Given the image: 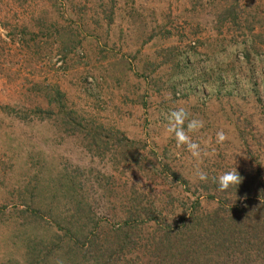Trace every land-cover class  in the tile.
Masks as SVG:
<instances>
[{"label": "rangeland", "instance_id": "rangeland-1", "mask_svg": "<svg viewBox=\"0 0 264 264\" xmlns=\"http://www.w3.org/2000/svg\"><path fill=\"white\" fill-rule=\"evenodd\" d=\"M178 107L204 121L189 135L207 157L166 133ZM234 168L241 183L219 191ZM252 202L264 0H0V264H182L175 240L196 241L194 264L213 243L202 218L245 222ZM233 249L228 264H264Z\"/></svg>", "mask_w": 264, "mask_h": 264}, {"label": "trees", "instance_id": "trees-1", "mask_svg": "<svg viewBox=\"0 0 264 264\" xmlns=\"http://www.w3.org/2000/svg\"><path fill=\"white\" fill-rule=\"evenodd\" d=\"M252 203L254 206L252 205L253 208L248 211L250 215L246 221L244 220L245 222H249V228H245V222L237 220L236 217H221L219 212H212L209 214L208 218H202V220H204L202 228L204 233L200 231L198 233H200L201 236L207 235L208 239L213 243L210 244L209 247L205 246V249H203L205 253H200V255L196 254L200 256V260L195 259L194 264H219V259L221 257H223L224 262L228 264V262L232 260V257H236L239 254L233 249V245L237 246V249H240L241 252L244 250L248 251L247 256L255 255L256 257H260V254L264 252V242L261 237L264 235V230L260 228L261 220L264 216V204ZM224 222H231V224H225ZM123 229L125 228L121 227L114 233L115 239L121 247L123 243H126L125 241L131 240V235L127 234V232H123ZM204 237L205 236H203V238ZM194 238L195 235L190 237V239ZM251 240L253 242H251ZM174 242L177 243L179 248H182L181 250L177 248L178 251L174 249L176 254H179L178 256H182V260H180L181 263L188 264L183 260H186L185 256H188V254L193 251L196 246V241L183 243L181 240H175ZM165 246H169V250L170 248H175L176 244L163 243V247ZM183 248L187 250L183 251ZM206 257H208L207 260Z\"/></svg>", "mask_w": 264, "mask_h": 264}, {"label": "clouds", "instance_id": "clouds-1", "mask_svg": "<svg viewBox=\"0 0 264 264\" xmlns=\"http://www.w3.org/2000/svg\"><path fill=\"white\" fill-rule=\"evenodd\" d=\"M243 44H238L228 49L229 53H236L242 50ZM167 128L166 133L174 134L177 146H185L187 151L193 158L201 160L207 157L209 153L201 148V145L192 140L189 133L199 131L204 126V121L200 119H189V112L184 107L174 108L166 113ZM185 121H187V130H185ZM227 134L220 130L216 133V142L218 144L224 143L228 140ZM194 177L199 181H206L208 179L207 173L201 168L197 167L194 170ZM242 177L237 172L236 168L225 171L216 177L218 190L227 191L232 186H237L241 183Z\"/></svg>", "mask_w": 264, "mask_h": 264}]
</instances>
